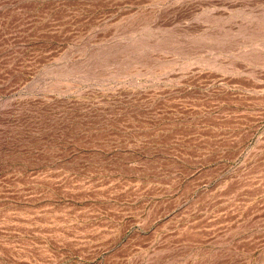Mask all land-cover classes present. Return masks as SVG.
I'll return each mask as SVG.
<instances>
[{
    "label": "rangeland",
    "instance_id": "374dc122",
    "mask_svg": "<svg viewBox=\"0 0 264 264\" xmlns=\"http://www.w3.org/2000/svg\"><path fill=\"white\" fill-rule=\"evenodd\" d=\"M0 264H264V0H0Z\"/></svg>",
    "mask_w": 264,
    "mask_h": 264
}]
</instances>
